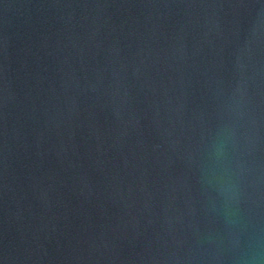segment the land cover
<instances>
[{"label": "water", "instance_id": "1", "mask_svg": "<svg viewBox=\"0 0 264 264\" xmlns=\"http://www.w3.org/2000/svg\"><path fill=\"white\" fill-rule=\"evenodd\" d=\"M0 264H264V0H0Z\"/></svg>", "mask_w": 264, "mask_h": 264}]
</instances>
